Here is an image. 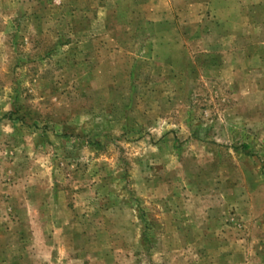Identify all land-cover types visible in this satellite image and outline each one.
Listing matches in <instances>:
<instances>
[{
	"label": "rangeland",
	"instance_id": "1",
	"mask_svg": "<svg viewBox=\"0 0 264 264\" xmlns=\"http://www.w3.org/2000/svg\"><path fill=\"white\" fill-rule=\"evenodd\" d=\"M0 264H264V0H0Z\"/></svg>",
	"mask_w": 264,
	"mask_h": 264
}]
</instances>
